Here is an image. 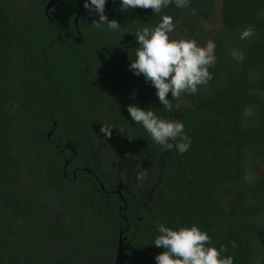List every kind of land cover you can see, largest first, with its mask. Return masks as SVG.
Returning a JSON list of instances; mask_svg holds the SVG:
<instances>
[{"label":"trees","instance_id":"1","mask_svg":"<svg viewBox=\"0 0 264 264\" xmlns=\"http://www.w3.org/2000/svg\"><path fill=\"white\" fill-rule=\"evenodd\" d=\"M28 1L31 10L0 0V264H78L74 252L117 264L121 232L125 264H156L159 223L196 224L234 264H264V0H223L212 78L195 94L170 91L171 109L129 69L135 33L167 14L173 32L201 45L196 20H210L216 0L160 13L107 0L118 30L97 27L84 0H59L49 16L45 0ZM130 104L182 121L188 151L175 141L162 149L132 120ZM141 173V186L112 193ZM143 192L152 211L140 218L133 206ZM75 241L81 249L63 252Z\"/></svg>","mask_w":264,"mask_h":264},{"label":"clouds","instance_id":"2","mask_svg":"<svg viewBox=\"0 0 264 264\" xmlns=\"http://www.w3.org/2000/svg\"><path fill=\"white\" fill-rule=\"evenodd\" d=\"M106 3L107 0H84V7L99 15V21L94 22L97 27L106 25L109 30H118L120 23L115 19L108 20L105 15ZM189 3L190 0H119L124 11L151 8L153 13H160L170 4L185 8ZM173 19L171 15H162L154 28L144 27L135 33L139 46L135 59L129 64L135 75L143 74L151 83L159 102L168 109L173 107L167 98L169 92L172 98H178L185 92L197 93L199 87L212 78L209 68L215 62L214 42L201 46L195 38H170L169 34L175 29ZM127 111L162 149L171 150L173 141L179 153L190 148L191 138L185 133L182 121L158 117L150 107L142 108L137 104L128 105ZM101 131L110 135L105 128ZM157 231L159 234L153 244L164 251L155 256L156 264H234V257L224 255L227 247L221 245L218 249L212 245L207 231L196 224L173 229L159 223Z\"/></svg>","mask_w":264,"mask_h":264},{"label":"rangeland","instance_id":"3","mask_svg":"<svg viewBox=\"0 0 264 264\" xmlns=\"http://www.w3.org/2000/svg\"><path fill=\"white\" fill-rule=\"evenodd\" d=\"M18 1H19L18 7L22 8V9L28 8L29 10H31L35 6L33 4V2H31V1L29 2L28 0H18ZM39 1L40 0H38V2ZM41 1H43V0H41ZM46 1L47 0H45V3H46ZM222 5H223V0H216V9H215V12H214L212 18L208 21L196 20V25L199 29V34L202 36L201 46L205 45L209 41L214 42V44L216 45V40H217L218 36L220 35V33L223 31V22H222V14H221ZM82 22L85 25V24L89 23V20L83 17ZM169 36H170V38H174V39H179V38L183 37L180 34L179 30L170 33ZM214 51H215V49H214ZM126 77H127V73L125 72V74L122 77V80L125 81ZM117 168H118L119 172H120V170L121 171L124 170L123 165H119V163H118ZM119 172H115L116 176H117L116 179H118V180H119L118 177L120 176ZM261 175H264V169L261 171ZM144 179H145V173H141L139 176H137L135 178L134 184L132 186H129V184H125L124 187L122 188V190L129 192V190L133 189L135 186H141ZM126 185L128 187H126ZM147 200H148L147 199V193L143 192V193H141L140 197L137 198L136 203H134L133 207L135 208V211L137 212V214L140 218L147 217L152 211V205H150V203H149L151 201V196L149 197V202ZM147 204H148V206H147ZM66 234H67V236H69L70 232L67 231ZM71 248L78 250V249H81L82 246L78 241H75L72 247H70V248L66 247L63 252H69V250ZM46 249L48 251H51V255H54L57 257H59V255H61V253H62V248H60V247H53V246L48 245L46 247ZM79 251H81V250H79ZM82 253H84V252H82ZM69 261L72 263H78V264H103L102 261H105V257H103V255H101V254H96V255H94V257L84 256V257L78 258L77 253L74 252V254H72L70 256Z\"/></svg>","mask_w":264,"mask_h":264},{"label":"water","instance_id":"4","mask_svg":"<svg viewBox=\"0 0 264 264\" xmlns=\"http://www.w3.org/2000/svg\"><path fill=\"white\" fill-rule=\"evenodd\" d=\"M58 1L59 0H52V1H50L48 4H47V6H46V10H45V12H46V14L49 16V12H50V10L58 3ZM79 15H80V13H79ZM79 15H78V17H77V19H76V25L78 24V22H79ZM49 18H51V17H49ZM52 133L53 132H50V134H49V137H51V135H52ZM103 187V189H105L104 188V186H102ZM125 203V205L127 206V202L125 201L124 202ZM121 238H120V241H119V247H118V259H117V264H125V254H126V251H127V246H125V241H127V237H124L123 236V232H121V236H120Z\"/></svg>","mask_w":264,"mask_h":264},{"label":"flooded vegetation","instance_id":"5","mask_svg":"<svg viewBox=\"0 0 264 264\" xmlns=\"http://www.w3.org/2000/svg\"><path fill=\"white\" fill-rule=\"evenodd\" d=\"M50 1H52V0H47L46 1V4H48ZM47 6V5H46ZM46 8V7H45ZM49 137V136H48ZM52 137V136H51ZM50 138V137H49ZM124 185H125V183H124V181L121 179L120 180V185L118 186V189L116 190V191H112V193H117V194H119L120 196H122V188L124 187ZM126 187H128L127 185H126ZM105 190V189H104ZM122 200L125 202L126 200L124 199V198H122ZM127 202V201H126ZM126 219V218H125ZM127 221V220H126ZM129 227V226H128ZM121 236V235H120Z\"/></svg>","mask_w":264,"mask_h":264}]
</instances>
